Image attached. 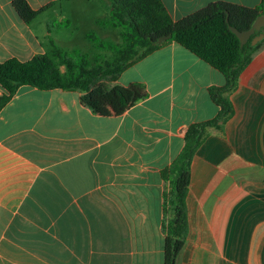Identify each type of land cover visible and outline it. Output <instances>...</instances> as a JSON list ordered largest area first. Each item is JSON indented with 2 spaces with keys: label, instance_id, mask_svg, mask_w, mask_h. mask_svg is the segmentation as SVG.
I'll return each instance as SVG.
<instances>
[{
  "label": "crops",
  "instance_id": "crops-1",
  "mask_svg": "<svg viewBox=\"0 0 264 264\" xmlns=\"http://www.w3.org/2000/svg\"><path fill=\"white\" fill-rule=\"evenodd\" d=\"M13 1L0 0V63L48 54L50 41L74 52L89 8L110 14V0H25L41 10L27 24ZM162 1L174 22L218 2L261 5ZM225 83L170 42L112 84L146 92L119 116L94 113L85 92L20 87L0 110V264H163L169 185L161 172L188 127L215 118L208 90ZM226 97L232 115L207 128L190 164L175 264H264V42Z\"/></svg>",
  "mask_w": 264,
  "mask_h": 264
},
{
  "label": "trees",
  "instance_id": "trees-1",
  "mask_svg": "<svg viewBox=\"0 0 264 264\" xmlns=\"http://www.w3.org/2000/svg\"><path fill=\"white\" fill-rule=\"evenodd\" d=\"M12 6L27 24L41 12L32 10L25 0H14ZM260 15H264V0L254 9L226 2L213 3L176 22L171 19L162 0H110L109 18L99 21L98 25L120 29L121 42H104L94 34H90L88 40L99 51L115 53L116 58L100 61L98 56H94L90 59L86 53H70L50 41L48 54L34 56L25 62L15 59L2 62L0 87L4 93L0 96V110L20 87L28 86L40 91L85 92L82 102L97 115H122L145 99L146 92L141 84L127 87L112 84L125 70L170 42L223 74L225 85L208 90L211 101L219 108L217 115L212 120L188 127L183 148L161 172L163 180L169 185L165 195L168 218L164 225L163 264H175L187 235L186 196L192 158L204 140L207 128L219 129L232 115V105L226 94L236 88L240 74L264 42L263 38L256 45H251L252 38L258 35L256 32L240 46L229 26L240 32L247 31ZM50 28L48 24L47 29ZM165 36L171 38L157 43Z\"/></svg>",
  "mask_w": 264,
  "mask_h": 264
},
{
  "label": "rangeland",
  "instance_id": "rangeland-1",
  "mask_svg": "<svg viewBox=\"0 0 264 264\" xmlns=\"http://www.w3.org/2000/svg\"><path fill=\"white\" fill-rule=\"evenodd\" d=\"M101 1V0H100ZM88 18L84 23L80 26L79 31L75 33L73 43H75V51L86 53L90 59L94 56H98L100 61H110L116 58V54L113 52L107 51H99L94 44L88 40V36L90 34H94L101 41H108L112 43L119 44L121 42L120 39V29L108 27H99L98 23L95 22L107 20L108 14L101 9V7H90L89 8ZM54 23H50V30L55 29ZM48 30V29H47ZM49 31V30H48ZM112 86V85H111Z\"/></svg>",
  "mask_w": 264,
  "mask_h": 264
},
{
  "label": "water",
  "instance_id": "water-1",
  "mask_svg": "<svg viewBox=\"0 0 264 264\" xmlns=\"http://www.w3.org/2000/svg\"><path fill=\"white\" fill-rule=\"evenodd\" d=\"M229 30L237 37L240 42V46L246 44L251 36L258 32V35H255L250 42L251 45L254 46L264 38V15L258 16L252 27L247 31L240 32L231 26H229ZM170 38L171 36L161 37L157 40V43L160 44L169 40Z\"/></svg>",
  "mask_w": 264,
  "mask_h": 264
}]
</instances>
